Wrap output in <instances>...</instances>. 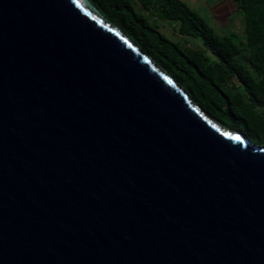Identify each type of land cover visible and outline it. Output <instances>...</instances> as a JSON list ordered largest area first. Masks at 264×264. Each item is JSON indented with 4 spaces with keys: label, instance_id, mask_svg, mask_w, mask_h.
<instances>
[{
    "label": "water",
    "instance_id": "water-1",
    "mask_svg": "<svg viewBox=\"0 0 264 264\" xmlns=\"http://www.w3.org/2000/svg\"><path fill=\"white\" fill-rule=\"evenodd\" d=\"M0 264H264V145L88 0H0Z\"/></svg>",
    "mask_w": 264,
    "mask_h": 264
},
{
    "label": "trees",
    "instance_id": "trees-1",
    "mask_svg": "<svg viewBox=\"0 0 264 264\" xmlns=\"http://www.w3.org/2000/svg\"><path fill=\"white\" fill-rule=\"evenodd\" d=\"M157 66L183 88L196 107L219 126L264 145V0H231L242 17L243 36L218 35L180 0H88ZM154 10L200 48H183L136 11Z\"/></svg>",
    "mask_w": 264,
    "mask_h": 264
},
{
    "label": "rangeland",
    "instance_id": "rangeland-1",
    "mask_svg": "<svg viewBox=\"0 0 264 264\" xmlns=\"http://www.w3.org/2000/svg\"><path fill=\"white\" fill-rule=\"evenodd\" d=\"M180 1L201 17L218 35L228 36L234 34L237 38H241L243 36L242 17L235 11L231 0ZM133 6L136 11H140L142 16L148 19L152 26H156L159 32L171 41L178 43L183 48L189 50L201 47V44L198 41L180 36L175 24L159 20L154 10L151 9L149 11H143L136 1L133 2ZM150 60L152 59L150 58ZM181 89L183 90L182 87ZM259 113L264 116V109L259 110Z\"/></svg>",
    "mask_w": 264,
    "mask_h": 264
},
{
    "label": "snow or ice",
    "instance_id": "snow-or-ice-1",
    "mask_svg": "<svg viewBox=\"0 0 264 264\" xmlns=\"http://www.w3.org/2000/svg\"><path fill=\"white\" fill-rule=\"evenodd\" d=\"M237 139H238V137H237Z\"/></svg>",
    "mask_w": 264,
    "mask_h": 264
}]
</instances>
